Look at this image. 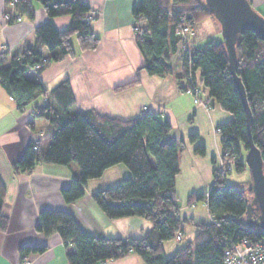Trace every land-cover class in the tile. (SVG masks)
<instances>
[{
    "label": "trees",
    "instance_id": "obj_1",
    "mask_svg": "<svg viewBox=\"0 0 264 264\" xmlns=\"http://www.w3.org/2000/svg\"><path fill=\"white\" fill-rule=\"evenodd\" d=\"M38 1L48 16L68 14L71 21L65 29H58L52 21H47L35 28L33 47L13 54L8 50L0 52L1 84L21 111L37 97L45 95L38 73L52 60L74 52V36L83 50L95 49L100 42L88 17L91 6L84 0ZM5 3L8 16L19 14L31 20L35 18L32 0H5ZM132 12L137 22L146 23L145 27L135 29L146 72L159 76L173 73L170 57L180 51L179 77L187 81L185 90L195 87L199 90L195 78L198 71L210 98L233 115L232 120L217 127L222 158L232 159L233 170L238 173L249 169L245 162L249 139L246 113L229 68L223 39H210L200 47L192 44V34L184 37L177 31L183 17L184 22L194 28L213 15L205 0H138ZM237 55L236 72L245 86L253 113L252 138L261 150L264 166V40L253 31L244 32L237 43ZM45 58L48 60L44 61ZM37 64L41 67L35 69L36 74H31V68ZM51 94L57 98L59 107L47 101L34 106V118L49 120L52 128L48 144L42 148L43 139L31 142L15 162L14 169L30 170L39 162L76 163L79 173L61 190L67 203H75L85 194L89 179L98 178L109 167L123 163L130 175L113 186L97 190L93 199L110 218L139 216L152 223L151 230L143 237L101 238L85 234L67 211L42 210L36 230L45 234L58 231L65 244L71 246L67 253L70 264H99L130 253H136L143 264H223L224 250L230 242L248 237L264 243V231L249 226L245 219L247 203L253 195L252 179L246 185L230 183L215 169L209 191L188 199H205L213 220L209 223L190 221L198 229L193 240L167 255L163 242L175 239L185 222L179 215L176 195L179 153L184 149V141L170 139V122L152 112L129 120L100 116L92 110L71 114L69 107L73 98L68 81L58 85ZM189 140L196 142V153H206L197 133L191 134ZM5 195L6 186L0 176L1 231L8 225V218L3 214ZM44 249L45 246H22L20 253L24 256Z\"/></svg>",
    "mask_w": 264,
    "mask_h": 264
},
{
    "label": "crops",
    "instance_id": "obj_2",
    "mask_svg": "<svg viewBox=\"0 0 264 264\" xmlns=\"http://www.w3.org/2000/svg\"><path fill=\"white\" fill-rule=\"evenodd\" d=\"M91 6L88 17L92 29L100 38L95 49L83 50L77 38L72 39L74 52L59 60H52L38 79L45 87V95L37 97L23 111L17 108L13 97L0 81V176L6 186L3 214L8 218L5 231L0 230V264H70L66 245L58 231L45 234L36 230L40 212L58 209L72 214L85 234L108 237H143L152 223L139 216L110 218L93 199L97 190L113 186L130 175L123 163L109 167L102 176L89 179L85 194L75 203H67L61 193L68 186L79 166L39 162L32 169L16 171L14 164L31 142L43 139L46 148L52 128L49 120L34 118V106L46 100L59 107L51 94L62 82L68 81L73 102L69 112L92 110L100 116L129 120L145 112H152L171 124L170 139L184 141L179 153L180 171L176 176V195L182 222L183 239L163 242L167 255L193 240L197 228L190 221L209 223L213 217L207 201H189V196L205 194L214 181L216 165L221 161L222 145L218 125L233 119V115L216 105L210 98L200 74L195 73L200 101L194 93L185 90L187 81L180 78L181 52L170 57L174 72L166 76L149 75L144 69L145 58L136 38V27H145V21H136L133 8L138 0H84ZM264 15V0H251ZM35 18L23 16L11 21L5 0H0V52L22 51L35 45V28L52 21L58 29H65L71 21L68 14L50 17L38 0H32ZM11 12H14L12 9ZM206 18L200 23L206 22ZM198 23V24H200ZM191 42L204 46L210 39H223L221 29L199 34L193 28ZM48 50L44 49V53ZM36 74L35 69L30 70ZM125 85L121 88L120 86ZM120 87V88H119ZM32 123V124H31ZM197 133L205 145L204 155L195 152L196 142L189 136ZM227 181L238 185L248 184L252 177L249 169L238 173L233 170ZM22 246H45L41 252L20 253ZM99 264H143L136 253Z\"/></svg>",
    "mask_w": 264,
    "mask_h": 264
},
{
    "label": "water",
    "instance_id": "obj_3",
    "mask_svg": "<svg viewBox=\"0 0 264 264\" xmlns=\"http://www.w3.org/2000/svg\"><path fill=\"white\" fill-rule=\"evenodd\" d=\"M211 13L218 20L223 42L229 58V68L233 75L246 113L249 139L245 162L252 177V197L248 200L245 213L246 223L264 231V166L261 150L252 138L251 124L253 113L249 106L245 86L238 76L237 43L246 31L255 32L264 40V15L258 11L251 0H205Z\"/></svg>",
    "mask_w": 264,
    "mask_h": 264
},
{
    "label": "built area",
    "instance_id": "obj_4",
    "mask_svg": "<svg viewBox=\"0 0 264 264\" xmlns=\"http://www.w3.org/2000/svg\"><path fill=\"white\" fill-rule=\"evenodd\" d=\"M9 19H17L20 20L22 18L21 15H17L16 17L13 15L8 16ZM184 17L181 19L182 22L179 23L177 28L178 33H181L184 37H189L193 33V28L184 22ZM48 59L45 58L44 61ZM41 67V64H37L34 69ZM188 92L194 93L196 95L195 100L200 101L198 92L199 90L195 88H189ZM45 102L46 96H44ZM34 112V109H33ZM41 139L34 141L39 142ZM38 146L35 145L36 149ZM233 164L232 159H224L221 158L220 164L216 165L217 171L224 176L229 174V169ZM177 240H182L183 234L178 232L175 237ZM224 258L223 264H264V243L260 241H254L251 238L243 237L239 240L230 242L224 250Z\"/></svg>",
    "mask_w": 264,
    "mask_h": 264
},
{
    "label": "rangeland",
    "instance_id": "obj_5",
    "mask_svg": "<svg viewBox=\"0 0 264 264\" xmlns=\"http://www.w3.org/2000/svg\"><path fill=\"white\" fill-rule=\"evenodd\" d=\"M206 20L207 21L204 22L203 24L200 23V24H197L195 26V27H198V32H199L200 35L203 34L206 31H212L214 29V27H219V22L214 17V15H211V16L207 17ZM221 158H222V156H221ZM218 164H220V163H218ZM233 169H234V162H233L231 168L229 169V173H231L233 171ZM218 174H220V173L218 172Z\"/></svg>",
    "mask_w": 264,
    "mask_h": 264
}]
</instances>
